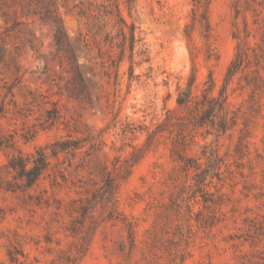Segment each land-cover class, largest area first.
<instances>
[{"label": "rangeland", "instance_id": "1", "mask_svg": "<svg viewBox=\"0 0 264 264\" xmlns=\"http://www.w3.org/2000/svg\"><path fill=\"white\" fill-rule=\"evenodd\" d=\"M0 264H264V0H0Z\"/></svg>", "mask_w": 264, "mask_h": 264}, {"label": "trees", "instance_id": "2", "mask_svg": "<svg viewBox=\"0 0 264 264\" xmlns=\"http://www.w3.org/2000/svg\"><path fill=\"white\" fill-rule=\"evenodd\" d=\"M133 2V0H126V4L128 6V10H130V6L131 3ZM119 21L124 24V21L122 20V18L119 17ZM136 27L134 26V24H130L128 27V36H127V41H128V45H129V50L131 52L134 51V48L137 44L141 43V39L137 38V34L135 31ZM121 36L123 37V40H125L126 34L124 32H121ZM64 37V32L61 26H56V29L54 30L53 33V40L57 45H60L62 43ZM142 53V52H141ZM75 76L77 78V80L80 83V87L81 90H84L85 87V83L88 81V79L84 76V74L77 68L75 67ZM177 104L178 105H182L185 103V101L181 98V96H179L177 98ZM41 164L42 166L44 165L43 161L41 160Z\"/></svg>", "mask_w": 264, "mask_h": 264}]
</instances>
